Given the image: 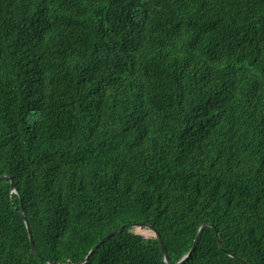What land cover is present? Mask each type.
I'll return each mask as SVG.
<instances>
[{"label":"trees","instance_id":"1","mask_svg":"<svg viewBox=\"0 0 264 264\" xmlns=\"http://www.w3.org/2000/svg\"><path fill=\"white\" fill-rule=\"evenodd\" d=\"M1 176L0 264H264V0H0Z\"/></svg>","mask_w":264,"mask_h":264},{"label":"water","instance_id":"2","mask_svg":"<svg viewBox=\"0 0 264 264\" xmlns=\"http://www.w3.org/2000/svg\"><path fill=\"white\" fill-rule=\"evenodd\" d=\"M5 179H8L10 181V190L12 193H16V190H15V185L12 181V179L9 177V176H1L0 177V182L5 180ZM20 214L21 216L23 217V220H24V224H25V227H26V230H27V233H28V239H29V243H30V248H31V251L34 255H36V250H35V247H34V242L32 240V235H31V232H30V229H29V226H28V223H27V220L24 216V211L23 209L21 208V211H20ZM208 225H202L199 227L198 229V232H197V235L195 237V240L193 242V245L190 249V251L180 260L178 261L177 263L175 264H183L187 259L188 257L190 256V254L192 253V251L195 250V248L198 246L199 244V241H200V238H201V234L204 230V228H206ZM128 227H137V228H144V229H148L149 231H151L155 237V239L157 240L159 246H160V251H161V254H162V257H163V262L165 264H171L168 260V257L166 255V249H165V246L163 244V241L161 239V237L159 236V234L149 225L147 224H144V223H137V224H124L114 230H112L111 232H109L107 235H105L100 241H98L91 249L90 251L88 252L87 256L84 258V260L80 263H77V264H85L86 261L88 260V258L90 257V255H92L102 244H104L105 242H107L112 236H114L115 234H117L118 232L122 231L123 229L125 228H128ZM215 236L217 238V245L220 249H222V242H221V239L219 238L218 236V233L215 231ZM230 257H233L232 255H229ZM237 261L241 264H247L245 262H243L241 259H237ZM49 264H54V263H51L49 262Z\"/></svg>","mask_w":264,"mask_h":264},{"label":"rangeland","instance_id":"3","mask_svg":"<svg viewBox=\"0 0 264 264\" xmlns=\"http://www.w3.org/2000/svg\"><path fill=\"white\" fill-rule=\"evenodd\" d=\"M132 233L137 237H143V238H153L154 237L151 231H149L148 229H144V228L134 227L132 229Z\"/></svg>","mask_w":264,"mask_h":264}]
</instances>
